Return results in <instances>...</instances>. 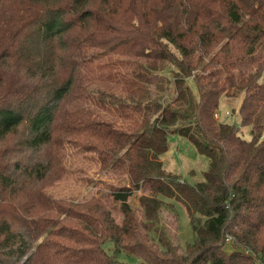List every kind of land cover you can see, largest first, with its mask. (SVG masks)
I'll list each match as a JSON object with an SVG mask.
<instances>
[{"label": "trees", "instance_id": "1", "mask_svg": "<svg viewBox=\"0 0 264 264\" xmlns=\"http://www.w3.org/2000/svg\"><path fill=\"white\" fill-rule=\"evenodd\" d=\"M20 5L13 35L34 29L15 50L0 51V61L22 62L35 83L9 98L0 94V141L18 133L28 157L0 166V264H128L117 259L120 250L139 256L137 264H264V0H130L126 19L122 0ZM171 87L177 93L170 100ZM73 94L90 103L95 120L81 125L95 135L82 140L104 149V165L113 160L129 177L110 191L123 218L117 222L99 201L97 207L86 202L81 214L67 213L64 221L43 218L57 228L32 249L45 224L24 214L19 195L47 176L48 162L33 155L56 140L58 112ZM226 98H241V124L251 138L215 119ZM173 134L208 156L203 181L190 183L164 169ZM142 188L137 215L128 199ZM169 200L185 206L192 243L175 241L163 221L177 214ZM53 203L57 211L46 215H63L61 202ZM108 241L114 255L103 247Z\"/></svg>", "mask_w": 264, "mask_h": 264}, {"label": "rangeland", "instance_id": "2", "mask_svg": "<svg viewBox=\"0 0 264 264\" xmlns=\"http://www.w3.org/2000/svg\"><path fill=\"white\" fill-rule=\"evenodd\" d=\"M20 2L21 0H11L9 3L0 6V51H3L7 46H11V51L15 50L21 40L28 34L27 32H31L34 29L33 25L30 27L27 26L22 33L17 36L13 35V31L15 30L14 22L19 9L22 7ZM122 3L120 16L126 19L132 11L129 9L131 7L130 0H122ZM36 8L33 11L34 13ZM7 22H9V25ZM120 22L124 24L126 20H121ZM16 23L17 26L21 24L20 22ZM224 41L225 39L211 51L206 61L214 55ZM114 58L127 59L129 57L115 55ZM11 61L14 65L7 64L6 66H1L0 61V71L2 69L6 71L0 74V78L3 79V81H0V94L7 98L12 96L10 93L23 92L27 90L26 88L29 84L33 85L35 83L26 76L22 62H16L12 59ZM188 84L194 94L197 95V87L192 79L188 80ZM170 92L171 100L177 92L175 93L174 87L170 88ZM79 96H83L82 92H79ZM240 102L241 98L223 99L219 107L221 119L218 121H225L235 125L245 138L249 139L251 138L249 126H243L241 124V116L239 113ZM62 104L64 106L58 112L59 118L57 119L55 127L54 139L56 140L52 145L47 148L45 147L42 154L40 151V153L33 155L34 158L48 162V174L36 186L26 185V189H28L27 196L23 192L19 195L23 199V203L27 206L24 214L27 217L39 218L32 220L36 224H45L44 228L35 232L39 238L32 249H35L40 241L51 237L50 232L55 231L57 228V224L55 225L56 221L55 223H46V221H43V218L64 221L63 216L67 213L71 212V214L75 213L77 215L80 212L79 214H81L84 208L81 205L86 202H89L91 206L97 207V201H99L104 210L110 212L117 222H121L123 218L120 211V203L113 201L110 196V191L113 187L125 184L129 179L128 175L125 173L120 174L113 167V160L110 162L106 161L107 165H104L103 160H105L106 151L104 149L90 148L91 144L82 140L84 137L95 136L91 131L84 133V126H81L84 123L88 124L90 121L95 122L87 109L90 103H85L84 98L82 101L78 100L73 94L69 97V100L64 101ZM75 107L81 111H78L74 116L71 115L68 117V115H65V110L73 112ZM226 111H230L231 115L226 116ZM96 134L100 136L101 130L97 129ZM19 137L20 135L18 133H11L6 139L0 141L1 167L5 169L12 168L11 165L16 160L28 158L22 156L24 152H22L23 148L18 146ZM105 141L104 139L101 143H106ZM168 144V150L163 155L164 169L167 172L181 175L183 180L190 183L203 181L204 174L209 169L210 162L208 156L199 152L191 141L177 134H173L168 138ZM31 157L29 158L31 159ZM31 192L34 194H31ZM143 193H145L144 188L139 189L128 199V202L134 208L137 215H140L141 212L140 197ZM54 201L61 202L62 208L64 209L63 215H46L51 211L50 209L57 211L53 203ZM170 202L174 203L177 214L173 216L166 214L164 215L163 221L165 223L167 222V228L171 229V233L173 232L175 236H178V239L176 237L175 241L184 246L192 243L194 235L185 206L176 200ZM95 213L93 212L92 215L94 214L97 217ZM40 217H42L41 220ZM89 217L91 220L90 214ZM65 223L68 224L69 228L72 227L69 222ZM54 239L60 240L59 237H54ZM103 247L108 254L114 255L116 246L112 241L106 242ZM227 248L231 249L230 245ZM116 253L117 259L121 262L128 264L141 262L139 256L128 253L125 250H120ZM259 263L262 264L260 261Z\"/></svg>", "mask_w": 264, "mask_h": 264}, {"label": "built area", "instance_id": "3", "mask_svg": "<svg viewBox=\"0 0 264 264\" xmlns=\"http://www.w3.org/2000/svg\"><path fill=\"white\" fill-rule=\"evenodd\" d=\"M225 115L227 116V115H231V113H230V111H226V113H225ZM215 118L217 119V120H220L221 119V117H220V113H219V110H217L216 112H215Z\"/></svg>", "mask_w": 264, "mask_h": 264}]
</instances>
